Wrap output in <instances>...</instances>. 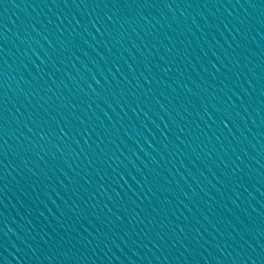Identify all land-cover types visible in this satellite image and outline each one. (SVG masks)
<instances>
[{"label": "water", "instance_id": "95a60500", "mask_svg": "<svg viewBox=\"0 0 264 264\" xmlns=\"http://www.w3.org/2000/svg\"><path fill=\"white\" fill-rule=\"evenodd\" d=\"M0 264H264V113L120 193L0 238Z\"/></svg>", "mask_w": 264, "mask_h": 264}]
</instances>
